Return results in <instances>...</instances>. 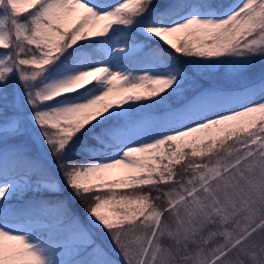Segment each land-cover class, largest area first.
Segmentation results:
<instances>
[{
  "label": "snow or ice",
  "instance_id": "snow-or-ice-1",
  "mask_svg": "<svg viewBox=\"0 0 264 264\" xmlns=\"http://www.w3.org/2000/svg\"><path fill=\"white\" fill-rule=\"evenodd\" d=\"M0 264H264V0H0Z\"/></svg>",
  "mask_w": 264,
  "mask_h": 264
},
{
  "label": "trees",
  "instance_id": "trees-1",
  "mask_svg": "<svg viewBox=\"0 0 264 264\" xmlns=\"http://www.w3.org/2000/svg\"><path fill=\"white\" fill-rule=\"evenodd\" d=\"M225 2L231 3L232 0H225ZM64 195H69L67 192V189H65ZM70 205L73 208V210L78 213V215L80 216V219L84 221L85 224H87L88 221H87V218L85 217L87 214L85 213L84 209L80 206L79 202L75 201V198H72L70 200ZM95 231H96L97 242L107 245L108 241H107V236L105 235V233L101 231L100 229H96ZM112 253L113 255L116 256L117 259H119V256L115 253L114 249L112 250Z\"/></svg>",
  "mask_w": 264,
  "mask_h": 264
},
{
  "label": "rangeland",
  "instance_id": "rangeland-1",
  "mask_svg": "<svg viewBox=\"0 0 264 264\" xmlns=\"http://www.w3.org/2000/svg\"><path fill=\"white\" fill-rule=\"evenodd\" d=\"M85 217L87 218V215Z\"/></svg>",
  "mask_w": 264,
  "mask_h": 264
}]
</instances>
